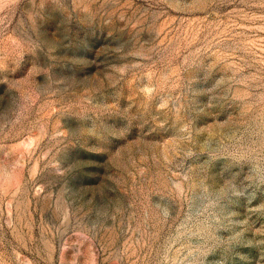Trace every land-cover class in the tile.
I'll list each match as a JSON object with an SVG mask.
<instances>
[{
  "label": "rangeland",
  "instance_id": "374dc122",
  "mask_svg": "<svg viewBox=\"0 0 264 264\" xmlns=\"http://www.w3.org/2000/svg\"><path fill=\"white\" fill-rule=\"evenodd\" d=\"M0 264H264V0H0Z\"/></svg>",
  "mask_w": 264,
  "mask_h": 264
}]
</instances>
